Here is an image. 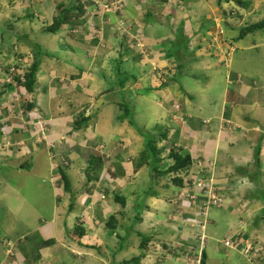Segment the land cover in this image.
<instances>
[{
    "label": "crops",
    "instance_id": "0c3cea01",
    "mask_svg": "<svg viewBox=\"0 0 264 264\" xmlns=\"http://www.w3.org/2000/svg\"><path fill=\"white\" fill-rule=\"evenodd\" d=\"M11 1L16 4V8L13 7V9L18 10H14V13H18L11 22L19 30H11L8 24L5 26L7 30H10V36L6 40L13 42L15 50L6 53L3 45L0 46V52L4 57L6 56L2 61V67L9 64L10 56L14 57L12 65L21 69H27L34 60L31 45L22 38L17 41V36H11L12 32L22 35L23 29L26 28L29 38L41 45L42 42L34 36L35 30H37L38 34L48 36L53 42L48 49L41 46L42 52L50 51V55L43 54L41 57L33 91L31 93L22 92L20 100L12 101L13 116L8 117L6 110H3L2 119H6L3 124L5 134L0 132L1 168H5L6 172L24 170V163L30 164L28 160L40 159L45 155L49 161V167L46 172L48 174L44 175L51 177V181L56 182H54L56 187L51 182L54 198L57 194L53 212L55 216H52L49 222H44V226L50 229V233H46V236L40 235L44 240H50V242L38 249L28 246L30 242L34 246L38 245L36 238L19 244L20 247L24 246L27 251H33L36 256L40 257V260L35 264H40L48 257L51 258L54 251L64 252V250L72 248L70 244L68 246L59 239L65 235L69 224L73 223V219L70 220V218L76 216L75 214L79 213L77 214L79 215L78 220H80V215L82 216L81 221L83 225L86 223L84 226L88 232L89 225H91L90 228H93L94 221L96 224L99 223L96 220L97 216L106 218L108 213L128 212L126 210L132 209L136 198L142 194L141 191L147 190L150 183L155 181V184L153 183L155 195L143 198L141 217L146 216L143 212L147 208L145 205L148 204L149 199H157L156 187L160 183L156 182V177L152 178L147 164L149 158L144 149L145 142L138 135V131L142 130L141 127H147L145 129L153 131L154 126H162L159 122L166 114L163 119L166 118L167 121H170L169 118H176L177 115L180 120L185 118L187 122L185 125L182 123L181 125L178 117L177 120L171 119V123L173 122L175 127V134L179 138L178 143L175 144L190 153L192 164L189 171L200 170L199 172L202 174L204 169L198 165H203L206 159H215L216 165L221 166L219 168H222V174L226 178L233 169L238 170V174L233 171L235 180L232 183H226L224 176L216 174L217 183L222 187L220 194L223 198L225 195H229L227 211L231 210L228 212L231 213V219L226 221L228 223L227 235L234 228L238 232L237 237L248 238L252 241L257 249V256L251 262L237 249L228 248L226 250L227 247L221 242L220 245L211 243L210 248L213 250L223 248L232 257L242 256L246 260L245 264H264V223L256 226V222H254V227L252 226L250 231L244 225V222L251 219L249 217L253 213L255 203L261 204L260 211L264 209V200H262L264 195H260L263 194L264 185L257 181L252 182L247 174L250 170L245 173L240 172V169L247 170L250 166V158L254 155L255 148H261L264 144L262 139L264 131L259 129L260 126L264 128V111L260 109L259 113H256L258 118L256 121H252L253 117L250 115L247 118H242L237 105V102L241 101V93L256 91V87H253L255 82H262L260 91L264 90V28L237 39L240 29L264 19V0H240V3L233 0H170V2L167 0H125L124 9L119 15L102 13L97 10L96 3L107 0H89L85 5L79 0ZM77 4L82 6L81 10L76 8ZM58 6H64L69 10L70 19L63 23L56 33L47 32L45 28L51 24L53 16L58 13ZM21 10L30 12L26 14L31 15V19L26 21V14L19 15ZM120 17L132 25L134 33L141 32L144 35L145 48L143 52L138 51L132 38L119 34L117 21ZM34 18L37 21L36 24H33ZM10 19H12V15L9 16L6 13V16L0 20V24L7 23L6 20ZM157 27H167L170 31L159 36L154 33ZM173 31L180 32L181 44L180 42L179 44L182 48L175 52L169 49L164 50L161 48L162 46L159 47L160 43H174V41L169 42L174 35ZM46 60L48 61L46 62ZM133 69L138 70L139 74L132 75L130 71ZM178 75L189 76L192 79V85H195L192 87L195 91L191 92L188 89L185 79L180 82L174 79ZM124 76H127V80L121 87L119 80ZM162 79H166V84L160 87ZM218 79L222 80L225 85H231L232 91L235 93L226 90L224 96L218 97V101L221 100L228 107L227 110L224 109L223 112H220L219 119L214 126L210 125L209 117L201 116L189 108L194 103L188 100L187 96L192 98V94L198 93V85L204 81L205 85L201 88V94L206 91L213 92L217 88L218 83L217 85L215 83L218 82ZM108 95L110 96L108 97ZM7 96L8 93L4 92L0 100L4 101ZM122 98L125 105L128 103L132 124L125 123L126 118L118 119L122 113L120 106ZM27 99L33 105L27 106L25 102ZM139 102L145 105L149 113V118L142 125H139L140 121L134 119L136 104ZM108 107H116V110L112 112ZM21 109L25 110V114L20 113ZM228 111L231 113L229 114ZM232 112H235L234 115ZM191 114L195 120L193 125L189 123L192 118ZM81 116H89L90 119L83 127L76 130L73 127L74 121ZM197 116L199 119L201 118V121H197ZM40 117L47 123L48 131L46 140L43 138L41 141H36L31 132L32 125H29L26 131H21L18 124L23 119ZM113 118L119 125L111 124L112 122L116 124ZM103 122L105 124L98 125ZM108 124L112 128L105 127ZM252 126L258 129V131H254L255 137L253 131L246 132V130H252ZM99 134L106 137L100 140ZM114 134L119 137L118 146H114L116 141ZM3 138H9L12 145L2 148ZM105 141L109 143L107 148L104 144ZM240 142H243L242 148L234 149ZM95 143L97 146L93 150L103 157L104 162L100 163V168L94 170L95 173L92 175L94 178H89L86 175V180L81 181L79 162L83 163L80 167L86 166L82 158L86 153L84 148ZM164 143L163 141L162 144ZM17 144L18 146H15ZM98 147H102V150H98ZM91 152L93 151H87L88 154ZM20 158L23 159L20 160L21 163ZM221 160L222 162L219 164ZM37 165L36 162L35 166ZM31 166L32 171L38 169V166L33 169L34 164L32 163ZM260 170L259 166L258 170L254 169L253 172L260 173ZM26 171L30 172L27 169ZM61 171L70 180L75 200L74 207L81 206L82 198L88 194L92 197L95 196L93 198L97 212H89L92 207L82 208L79 211L72 209L70 212H68V208L67 210L62 208L61 204L66 203L65 198L70 201L71 194L68 193L64 199L58 197V193L62 192V186L58 183ZM240 173H242V177ZM168 175H172V173ZM11 176L12 174H10ZM44 180L45 178H42V181ZM173 184L169 186L165 196L161 197H168L169 193L175 190L176 186L174 184V187ZM87 186H93L95 189L88 193ZM96 189L99 190V194ZM256 189H259L260 194ZM178 190L177 187L176 192ZM105 192L109 194H105ZM102 195L103 198H101ZM115 196H123L126 199L125 207H130L122 208L115 201ZM168 204V206L164 205L162 213L168 215L174 210V205L182 209L183 211L176 209L177 218H172L174 214H171L169 223L172 221L176 231L185 232L187 217L192 214L193 209L182 205L181 201L173 203L171 201ZM242 204H245L246 207H242ZM146 219L149 217L146 216ZM142 220L139 222L140 224L143 223ZM57 221H60L59 224ZM241 223L246 229L244 234L241 231ZM207 224L211 226L209 220H207ZM54 227H59L60 230L57 232ZM192 227L195 229L194 233L188 234L186 236L188 239L181 237L180 241L183 245L189 243V247H191L190 242L195 238V232H198V227ZM165 229L167 230L165 233L168 234L164 236L165 233H162L160 235L162 238L170 237L172 234L170 230ZM33 231H36V227ZM138 232L148 236L142 231ZM176 234L177 232L174 233V235ZM28 235L30 234H26L25 237ZM235 237L233 236V238ZM183 245L179 244L177 247L179 252L182 251L183 247L181 246ZM18 252L19 255L25 257L20 249ZM65 256L67 255L65 254ZM153 256L151 258H154ZM159 258L158 260L164 264L185 263L184 260H176L184 259L182 255L178 257H163L161 255ZM6 262L9 263V261ZM147 262L149 263L150 260Z\"/></svg>",
    "mask_w": 264,
    "mask_h": 264
},
{
    "label": "rangeland",
    "instance_id": "374dc122",
    "mask_svg": "<svg viewBox=\"0 0 264 264\" xmlns=\"http://www.w3.org/2000/svg\"><path fill=\"white\" fill-rule=\"evenodd\" d=\"M9 3H10V5H9ZM15 5H16L15 2H12L11 0H0V20L6 16V13L9 16L12 15V19L6 20V21H8L7 23L3 22L0 24V46L3 45V49H5L6 53L14 52L15 49L13 47V42L6 40L7 37L9 38V36H10L9 35L10 31H8V30L5 31V29H4L5 26L8 24V26L11 28V30H13V31L19 30L11 22V20H13L18 13V12L14 13V10H16ZM13 7H15V8L13 9ZM16 11H18V10H16ZM26 13H30V12L25 11V10L19 11V15H21V14L24 15ZM35 20L36 19L34 18L33 24L37 23V21H35ZM9 22H11V23H9ZM169 31L170 30L167 27L166 28L157 27V30L155 29L154 33L156 35L162 36ZM179 33L180 32L173 31L174 35H173L172 39L169 40V42L174 41V43H170V44L167 42L160 43L159 47L162 46L161 48L164 50L169 49V50L175 51V52L177 50H180L182 48V46H180L181 42H180ZM34 36L37 40L42 42L41 46L42 47L45 46L46 49L51 47L53 44V42L50 41L51 39L48 36H41L40 34H38L37 30H35ZM16 39L18 41L19 37H17ZM179 42H180V44H179ZM159 47H157V48H159ZM47 53L49 54L50 51H48ZM0 55H2V57H4L2 52H0ZM12 55H13V53H12ZM13 59H14V57L10 56L9 62H13V61H11ZM47 61L48 60H46V62ZM130 72L132 75L139 74V71L136 69H133ZM0 78H1V75H0ZM175 79H177V81H179V82L181 80L185 79V82L187 83L188 89L191 92L195 91V89L192 88L195 85H192V83H191L192 79L189 76L184 77V76L178 75V76H176ZM263 80H264V77H263ZM217 83H218V85H217ZM2 84L3 83H0V85H2ZM215 84L217 85L216 90H213V92L206 91L204 94H201V88L205 85V81L201 82L198 85V91L199 92L196 94H192V96H193L192 98L187 96V99L190 100L192 103H194L192 106L190 105L189 108L192 109L193 111L198 112L199 115H201V116L209 117L210 125H214V126L216 125V123L219 119L220 112L221 111L223 112L224 109L227 110V107H228V105L223 104V102H221V100L218 101V97L221 98L222 95L224 96V93L226 92V90H229L231 93H235L232 91L233 88L231 85L230 86L225 85V83L220 79H218V82H216ZM230 84H232V83H230ZM254 85L255 86H253V87H256V91L251 92V93H249V92L241 93V101L237 102V105L239 107L238 109L241 113L242 118H247V116L250 115V117H253L252 121H256V119L258 118V115L256 113H259L260 109L264 111V90L260 91V88H262V82L257 81L254 83ZM109 96L110 95H108V97ZM232 96H234V95L232 94ZM122 101H123V98L121 99V102ZM122 103H124V102H122ZM126 105H128V103ZM223 106H225V107H223ZM108 109L110 111L114 112L116 110V107H108ZM135 109H136L135 116H134L135 121H140L139 125L144 124V122L149 118L148 109L145 107V105L141 104L140 102L136 104ZM121 110H122L121 115L123 116L124 111L122 108H121ZM185 110H187V109H185ZM106 111H108V110L106 109ZM228 113L230 114L231 112L228 111ZM234 113L235 112H232L233 115H234ZM166 115H164V117H166ZM191 116H192V118L189 120V123L191 125H193V124H195V120L193 118V114H191ZM175 117L176 118H169L170 121H167L166 118L165 119L162 118V120H160V122H159L162 124V126L161 125L154 126V130L151 132H150V130L145 129L147 127H141L142 130L138 131L139 132L138 135H140L141 138H143L144 142H145L146 136L142 135V133H144L145 131H149L148 133L156 135V133H159L160 131H162V129H163L162 127H165L166 128L165 130H168L167 137L171 138V140L178 143L179 138H177V136L175 134V127H174L173 122L171 123V119L177 120L178 116L176 115ZM126 120L127 121H125V123L129 124L128 118H126ZM153 120H152V122H153ZM113 121H114V123H116L117 120L115 118H113ZM178 121L180 124L182 123L184 125H185V123H187L185 121V118L180 120V117H178ZM197 121H201V118L199 119V117H198ZM103 124H105V123L104 122L102 124L99 123L98 125H103ZM111 124L115 125V126L119 125V123L113 124V122ZM105 127L112 128V126L110 124L106 125ZM149 128H152V127H149ZM252 131H253V136L255 137L256 133L254 131H258L257 127L254 126L252 128V130H248V131L246 130V132H252ZM244 134H246L245 131H244ZM99 136H101L100 140H102L103 137H106V136H103L102 134H99ZM113 136H114V139H116L114 146L115 145L118 146V142H119L118 138L119 137H118V135H115V134ZM104 144L107 148L109 143H107V141H105ZM120 145H121V143H120ZM157 145L159 146L160 144H157ZM176 145H173L172 147H175ZM95 146H97L96 143L91 144V145L87 146L86 148H84V151H86V153H85V156L82 158L85 161L84 163L86 166L80 167V165H83V163L79 162L80 163L79 169L81 172V173H79L80 174L79 177H80L81 181L86 180V175H88V174L90 175V173H91V176H92V174L95 173V171L92 168H90L91 169L90 173H88L89 168L87 167V166H89V157H90L89 154L87 153V151H93L96 154V151L93 150V148ZM112 146H113V144H112ZM242 146H243V142H240L237 144L236 147H234V149H241ZM102 147H98V150L101 151ZM144 147H146L145 144H144ZM177 147H180V146H177ZM144 149L146 150V148H144ZM166 151H167V149H166ZM166 151L164 153H162V155H161L163 158V160L160 162V168L161 169H165V167L171 163V160L169 158H167ZM258 159H259V162L261 164V166H260L261 172L260 173L253 172V170L255 169L254 155L251 156V158H250V166L247 168V170L240 169V172L245 173V172L250 170V172H247V174L252 179V182L254 183V181H257L261 185H264V144L260 148ZM20 160L22 161L23 159L20 158L19 161ZM91 160H93V158H91ZM21 161H20V163H21ZM28 162L30 164L31 163L34 164L33 169H35V167H37V166H38V169H36V171H32V166H31V168L29 169L30 172L26 171V169L19 170L17 172H6L5 168L3 169L0 167V264H9L6 261L13 260V259H9V256L6 257V255H10V253L13 252V249H11L10 247L14 248V246H15L18 248L19 244H22L24 241L29 242V240H25L26 234H30V235H28L29 236L28 239H30V241H31L32 239L36 238L37 233H39V235H42V236L43 235L46 236L48 233H50V229H48L46 226H44V222H49L50 221L49 219L52 216H55V214H53V212L55 211L54 202H55V198H56L57 194H55V198H54V190H53L51 185L53 183L54 187H56V184H55L56 182L54 181L55 182L54 183L53 181H51V179H50L51 177L50 178L45 177V175H44V174H46V175L48 174L46 172H47L48 167H49V161L47 160L46 156L44 155L40 159L32 158V160H28ZM36 162L38 163L37 166H35ZM99 162L100 163L104 162V159L100 154H98V156H97V162L96 163L98 164ZM221 162H222V160L219 161V164H221ZM62 165H64V164H62ZM219 166L216 165V174H218L219 176H224L222 174V168H219ZM233 171H235V169H233ZM233 171H232V173L229 174V176H227V178L224 176V179H225L224 181H226V183L234 182L235 179L233 178ZM235 173L238 174V170L235 171ZM242 173H240L241 177L243 176ZM10 174H12L11 177H10ZM155 177H156V182L159 181V183H160V185L156 187V190L158 191V196L156 195L157 199H151V200L149 199L148 204L145 205V206H147L146 211H143V212H145L146 216L149 217V219H146V216L144 217V214H142L144 217V218H142L143 223L142 224H140V223L137 224L138 222L135 223V225L133 226L134 227L133 230L130 232V237H128V239H127V241L130 243L126 242L124 244V249L121 252H119V254H117V256L114 257V260L116 262H120L119 260H121L122 258L130 259L133 255H138L139 252L141 253V251L138 249V245L140 243L141 236H138L136 233L138 231H142L144 234L145 233L148 234V237H150V240L147 243L146 249L142 250L144 256L140 259L139 264H159V263L164 264V262L161 263L159 261L160 260L159 257L161 255L163 257L164 256L178 257V256L182 255L184 257V259L179 258L176 260H178V261L184 260L185 261L184 264H197L196 261H197L198 251L195 249L196 237L194 236L195 237L194 240H192L190 242L191 247H189V243H186L184 245L182 243H180L182 238H185L190 233H192V234L194 233L195 229H193L192 224H187L185 226V228H184L185 232H179V231H176L174 229V227L171 223L172 221H170V223H169V220H171L170 219L171 214H174V216L172 215V218H177V216H178V215H175L177 213L176 209H180V208L177 207L176 205H174V210L172 212H169L168 215L162 213L164 205L168 206L169 205L168 202L171 203V201H172V203L174 201L176 202L177 187H175L174 184L172 183L173 174L172 175L167 174L164 176H155ZM42 178H45V180L42 181ZM60 181L61 180L59 179L58 180L59 185H60ZM171 184H173V186L175 187V190H173L172 193H169L168 197H161V196H165V194L168 192V188ZM94 189H95V187H93V186H87L86 190H88V193H91V192H93ZM214 189H215V187H214ZM256 190H257V193L260 194L259 189H256ZM97 191H98L97 193L99 194V190H97ZM141 192L143 193L144 191H141ZM67 194H68V192L63 191V188H62V192L58 193V197H60V198L63 197V199H64V197H66ZM105 194H109V193L105 192ZM150 194H151V192H150ZM260 195H264V188H263V194H260ZM140 196H143V194H140L139 197ZM147 196L149 197L148 193L146 195L144 194V197H147ZM93 197H95V196H93ZM93 197L91 195L87 194L84 198H82L81 206H78V207L76 206L73 209L75 211H79L82 208L87 209V208L92 207L91 211H89V210H87V211H89V212L96 211L97 207L95 206L96 205L94 202L95 199ZM223 199H224L223 205L220 207H217V206L210 207L208 210L209 214H207V217H206L210 221L211 226H212L211 227L209 224H206L205 232L207 235V240H206V244H205V248H204V251L207 254L206 264H245L246 260L242 256L236 255L237 257H232L231 254H228V252H226L223 248H220L221 250H218V249L213 250L209 246L211 243L212 244L217 243V245H220V242L222 243L221 239H224L225 236H227L228 223H226V221L231 219V213H228L231 210L227 211V209L229 208V205H228L229 195H225ZM65 200H67L66 203H62L61 205H62V208H64V210H67L69 201H68V198L67 199L65 198ZM85 201H86V203H85ZM74 205H75V203H74ZM226 205H227V208H226ZM129 207L130 206H126L125 209H128ZM259 207H261V204L255 203V205L253 206V208H254L253 213L249 217L251 219L244 222V225H246V228L248 231L252 230V226L254 225V222H256V226H260V223H264V221H262V218H264V209L260 211ZM175 210H176V212H175ZM180 210L183 211L182 209H180ZM126 211H128V212L118 211L117 213H110V214L108 213L106 215L107 216L106 218L97 216L96 220H98L99 223L96 224L94 221V225H92L94 227L90 228L89 226H91V225H89L88 228L90 230L88 232H86L83 237L80 238V241H83L82 243L98 245V247H100V251L92 249V248H87V247H84V246L79 245V244H78L79 246L76 245L77 243H76L75 239H76L77 235L76 234L71 235L73 233L75 225L79 219V215H77L79 213L75 214L76 216H73V218H70V220L73 219V223L71 222L72 223V224L70 223L71 225L68 223L69 224L68 233L67 234L65 233V235L62 236V239H59V240H62L68 246L70 244V246L73 249L70 248L68 250H64V252L57 251L58 253L54 251L53 254L51 255V258L48 257L47 260L44 259L40 264H110L112 261L111 250L109 248H107V245L105 242L110 243V246L111 245L115 246V245H117V243L119 241L117 238L113 239L114 237L111 238V237L107 236V230L105 229L103 222L107 221V219L110 217V215H115V218H117L119 221V228H117L118 233L120 235H122V234L124 235L123 227H125L127 223L133 225L135 220H136V217L134 218L132 209H129ZM258 212H259V214H257ZM80 220H82L81 215H80ZM59 222L60 221H57V224H59ZM84 225H86V223ZM263 226H264V224H263ZM35 227H36V231H33ZM165 228L170 230V232L172 234L170 235V237L162 238L160 235L162 233L167 232V230ZM54 229L57 232L60 230L59 227H57V228L54 227ZM140 229H142V230H140ZM245 230L246 229H244V227L242 226L241 231L243 234H244ZM133 231H135L136 233H134ZM173 231L177 232V234H176L177 236L174 235L175 232H173ZM180 233H182V234H180ZM167 234L168 233H165L164 236H167ZM22 239H24V240H22ZM7 241H8V243H7ZM191 243H193V244L191 245ZM179 244L183 245V246H181V247H183L182 251L179 249L180 252L178 251V248H177V247H179ZM5 245L10 246V247H7L5 249ZM28 246L34 247V244L30 242V244ZM217 247H219V246H217ZM17 248L14 249V252L21 261L16 262V260H15V261L11 262L10 264H35L36 256H33L34 255V253H32L33 251L32 252L27 251L26 253L27 254L30 253V255H28V257L24 258L26 261H23V256L19 255ZM22 248H25V247L23 246ZM157 249H158V251H157ZM162 249H163V251H162ZM226 250H228V247L226 248ZM65 254L67 256H65ZM152 256L154 258H151ZM158 258H159V260H158ZM148 260H150L149 263L147 262ZM182 263L183 262H180V264H182ZM176 264H179V263H176Z\"/></svg>",
    "mask_w": 264,
    "mask_h": 264
},
{
    "label": "trees",
    "instance_id": "16d2710c",
    "mask_svg": "<svg viewBox=\"0 0 264 264\" xmlns=\"http://www.w3.org/2000/svg\"><path fill=\"white\" fill-rule=\"evenodd\" d=\"M233 1L240 3V0H233ZM76 8L77 9L79 8L81 10L82 6L80 4H77ZM30 16L31 15L26 14L25 19L30 20L31 19ZM69 19H70L69 10L66 9L64 6H61V7L58 6V13L53 16V20H52L51 24L48 25L45 28V30L47 32H50V33H56L61 28L62 24L65 23ZM262 28H264V19L259 21V22L247 25L243 29H240V33H239L237 39L243 38L246 34L253 32V31H256V30H259V29H262ZM4 29H5V31L7 30L6 28H4ZM11 36H17L19 38H22L23 40H25V42L30 44L32 49H33L34 60L27 69H24V72L22 75L24 80L22 81L21 77H15V79L18 82V87L21 86L26 90L27 93H31L33 91V86H34L35 79H36L35 75H36V72L39 68L41 57L43 54L44 55L47 54L48 56L50 54L43 53L42 49H41V45L29 38V34H28L26 28L23 29L22 35H18L17 32H12ZM4 59H5V57H2V55H0V61H3ZM11 61H14V59ZM12 64H13V62H9V64L6 65L5 68L10 67ZM174 79H175V77H174ZM126 80H127V76H124L121 78V80H119V82H120L119 84L121 87L125 83ZM165 84H166V79H162L160 87H163ZM18 87H17V89H18ZM13 88L14 87L11 84L5 83L3 85H0V97L2 96V94L4 92L8 93ZM25 102H26L27 106L30 104L33 105V103H30V101H28V99ZM120 106L122 107V109L124 111V115L123 116L120 115L118 117V119L128 118V120L130 119L129 123L132 124L131 112H130L128 106L125 105L124 103H120ZM89 119H90L89 116L78 117L74 121V126H73L74 129H76V130L80 129L81 127H83L87 123V121ZM148 132L149 131H145L144 133H142V135L146 136V141H145L146 147L145 148H146V152H147V157L149 158V161L147 164L150 168V172L152 173V178L155 176H164V175L172 173L173 174L172 182L180 190L181 188H183V181L185 179L184 176H185V174H187L189 172V170L191 168L192 160H191L190 153L185 151L182 147H177V145L175 144L176 142L171 140V138L167 137L168 130L165 131L163 129L159 133H156V135L150 134ZM262 139H261V143H262ZM163 141L165 143L161 145V143ZM159 143H160V145L158 146L157 144H159ZM173 145H176V146L172 147ZM166 149H167V151H166ZM165 151H166L167 158H169L171 160V163L168 164L165 167V169H161L160 168V162L163 160L161 155ZM259 151H260L259 147H256L254 150V166H255L256 171L258 170L259 166H261L259 159H258ZM89 156L90 157H89L88 173H90V170H91L90 168L95 170L96 168L101 167L100 162L98 164L96 163L98 154L91 152L89 154ZM91 158H93V160H91ZM24 166H25L24 168L27 170H29L31 168V164L29 165L28 163L27 164L24 163ZM88 177L94 178V177L90 176L89 174H88ZM59 179L61 180L60 185L62 186L63 190L71 194V198H70V201L68 204V212H70L73 209L74 202H75L73 193L71 191L70 180L68 179L67 175L63 171L60 172V178ZM153 183L155 184V181H152L150 183V185L148 186V189L142 193L143 196H140V197L138 196L136 198V202H134L132 205L134 218L136 217L135 223L141 222V219H142L141 213H142V207H143L144 194L146 195L148 193L149 195H155V193H156L153 189ZM150 192H151V194H150ZM262 200H264V197ZM115 201L117 203H119L122 208H124L126 205V199L123 196H115ZM121 212H123V211H121ZM103 223H104L105 229L107 230V236L111 237V238L114 237L113 239L117 238L119 241L117 243V245H115V246L114 245L110 246V243L105 242L107 245V248H109L111 250L112 261L110 264H139L140 259L144 256L142 250L146 249L147 243L149 242L150 237L143 235L141 232H137L138 236H141L140 243L138 245V249L141 251V253H139L138 255H133L130 259L122 258L121 260H119L120 262H116L114 260V257L117 256V254H119V252H121L124 249V244L126 242L129 243L127 241V238L129 236L130 232L133 230V225H130L127 223L126 226L123 227V229L125 230L124 235H120L118 233V230H117V228H119V221L117 218H115V215H110V217L107 219V221H104ZM68 231L69 230H67L66 234L68 233ZM86 232H87L86 227L83 225L81 220H78V222L75 225L74 231L71 235H73V234L77 235V237L75 239L77 244L82 245V246L87 247V248H92V249L100 251V247H98V245L85 244V243H82L83 241H80V238L83 237ZM28 238H29V236L25 237L26 240H28ZM36 239H37L38 245L34 246V248H37V249L39 247L43 246L44 244H47L50 242V240H44L39 235V233L36 234ZM7 243H8V241H7ZM7 247H10V246L5 245V249ZM10 248L13 249V252H11L10 255H6V257L9 256V259H13V260H9V264L15 260H16V262L21 261L14 252V249H16L17 247L14 246V248H12V247H10ZM18 249H20L23 252L22 254L25 257L26 256L28 257V255H30V253L29 254L26 253L27 250L25 248H22L19 246ZM34 255L36 256V254H34ZM25 257H23V261H26L24 259ZM38 260H40V257L37 255L35 262H38ZM200 264H206V253L204 251H202L201 256H200Z\"/></svg>",
    "mask_w": 264,
    "mask_h": 264
},
{
    "label": "built area",
    "instance_id": "2783aa9c",
    "mask_svg": "<svg viewBox=\"0 0 264 264\" xmlns=\"http://www.w3.org/2000/svg\"><path fill=\"white\" fill-rule=\"evenodd\" d=\"M83 5L87 3L89 0H79ZM170 2V0H167ZM97 10L102 13H113L115 15H119L125 5V0H108L103 2H97ZM119 34L123 37L132 38L135 41V47L138 48V51L143 52L144 46V35L141 32L134 33L132 31V25L130 23H126L121 17L117 21ZM0 83L3 84H11L14 88L8 92L7 98L3 101L0 100V132L5 134L3 124L6 122V119H2V112L6 110L8 117L14 115V107L12 101L20 100L22 97V92H26L23 87H18V82L15 77H21L22 81L24 80L22 75L24 69L19 68L16 65H12L9 68L2 67V61L0 62ZM3 75V76H2ZM2 84V85H3ZM18 87V89H17ZM21 114H25V110L21 109ZM32 125V135L36 141H41L43 138L46 140V133L48 131L47 123L40 118H27L23 119L18 127L21 131H26L28 126ZM4 142H2V148L10 147L12 145L11 140L9 138H3ZM264 141V139H263ZM15 146H18L15 145ZM203 168L204 172L201 174L197 170L196 172L189 171L184 176L183 188L180 193L176 197V202L181 201L182 205L189 206L193 209L192 214L187 217L186 223L192 224V226H196L200 228L202 231L205 228L206 217L208 214V210L212 206L220 207L223 205V197L220 194L222 187L217 185L215 181L214 173H215V160L214 159H206L203 165H198ZM215 187V189H214ZM219 191V192H218ZM103 198V195L101 196ZM183 207V206H182ZM181 207V208H182ZM242 207H246L245 204H242ZM241 209V207H240ZM199 215L202 219V222L198 220L197 216ZM242 226V223L240 224ZM238 232L233 229L230 230V233L222 240L224 246L230 249H237L241 251L246 257H248L251 261L255 260L257 253L255 249V245L248 238L237 237ZM198 237V248L195 249L198 251L197 256V264H200V255L201 250L205 245V236L203 233L197 235ZM233 236H236L233 238Z\"/></svg>",
    "mask_w": 264,
    "mask_h": 264
},
{
    "label": "clouds",
    "instance_id": "9594fccd",
    "mask_svg": "<svg viewBox=\"0 0 264 264\" xmlns=\"http://www.w3.org/2000/svg\"><path fill=\"white\" fill-rule=\"evenodd\" d=\"M259 129H262V131L264 130V128H262V127H259ZM263 139H264V137H263ZM215 160V159H214ZM214 177H215V181L217 182V179H216V161H215V173H214ZM217 185H218V183H217ZM220 186V185H219ZM182 189V188H181ZM181 189L180 190H178V192H177V194H176V197H177V195L180 193V191H181ZM197 216V215H196ZM198 218H199V220L202 222V219L200 218V216H197ZM207 218H206V222H205V228L203 229V231L200 229V228H198V232H195V234H194V236L196 237V246L195 247H197L198 248V244H199V241H198V236L197 235H200L201 233H203L204 234V236H205V244H206V240H207V236H206V232H205V230H206V224H207ZM204 248H205V245H204V247L202 248V250H201V253H202V251H204ZM230 249V248H229ZM205 252V251H204ZM201 256V255H200Z\"/></svg>",
    "mask_w": 264,
    "mask_h": 264
}]
</instances>
